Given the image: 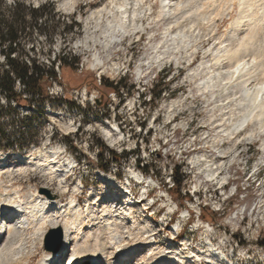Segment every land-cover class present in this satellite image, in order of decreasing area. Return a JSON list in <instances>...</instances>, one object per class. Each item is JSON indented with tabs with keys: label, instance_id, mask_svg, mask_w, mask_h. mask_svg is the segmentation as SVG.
Segmentation results:
<instances>
[{
	"label": "rangeland",
	"instance_id": "1",
	"mask_svg": "<svg viewBox=\"0 0 264 264\" xmlns=\"http://www.w3.org/2000/svg\"><path fill=\"white\" fill-rule=\"evenodd\" d=\"M14 1L6 0L7 4ZM23 1L33 7L42 4L55 7L53 20L58 28L47 33L31 29L26 36L30 40L25 44V59H37L46 70L53 68L58 80L45 85L48 99L42 103L17 104L0 92V130L12 142L7 147L0 139V155L11 157L9 160L15 154L28 158L35 146L47 150L56 148L66 155L61 157L62 161L68 157L75 167L67 179L68 192L59 190L56 180L50 181L37 169L30 170L26 176L17 175L13 180L15 186L20 185L25 194L32 185L47 187L66 203L75 195L73 189L81 181L85 189L81 192L83 185H80V192L76 194L85 200L105 192L102 175L119 173L121 181L128 177L131 180L128 171L131 168L149 179V197L157 202L151 206L150 198L143 200L140 195L144 193V184H137V200L143 202H136L135 218L140 225L153 228L165 248L178 245L186 238L189 250L202 248L204 251L210 241L217 252L226 253L234 264H264V245L260 244L264 238V136L257 134L249 138L241 130L233 136L238 140L235 146L232 145L234 138L227 140L226 135L219 136L223 129L219 119H227L231 110L235 111L236 97L226 99L227 91L232 90L231 84L217 88L214 94L201 91L198 84L205 74L192 73L211 59L207 50L218 48L216 36L224 33L232 20L225 17L214 31L209 20L200 18V22L191 25L186 21V30L195 28V36L190 31L187 33L191 34L190 46H196L158 60L157 55L169 37L165 33L166 24L156 17L159 0H151L153 9L140 13L138 23L144 30L116 37L118 41L107 49L102 43L111 14L103 12V18H92L89 22L87 18L94 10L109 8L111 0ZM73 17L80 26L64 33V26ZM172 31H177L176 26ZM65 52L79 58V63L63 66L59 57ZM96 52L103 59L100 65L94 63ZM0 63L1 67H7L1 54ZM120 79L124 87L117 92L110 84L115 85ZM15 89L20 92L24 88L16 81ZM159 90L161 95L155 98ZM175 100L179 104L171 107ZM103 126H113L121 135L120 142L110 143ZM228 145V156L222 155L221 151ZM112 150L117 153L115 159ZM198 154L212 163L207 165L204 160L198 165L192 163ZM212 164L214 168L219 167L220 174L211 179L208 169ZM176 166H180L178 173L174 170ZM179 178L183 179L180 186L175 184ZM7 179L4 185L10 184ZM167 193L173 199L170 203L174 209L163 203ZM171 210L176 212L171 215ZM189 215L191 218L185 225L184 219ZM177 225H183L184 229L175 237ZM59 239L62 245V233L60 236L58 227L50 226L43 246L50 250L49 246ZM35 253L33 263L41 257L40 249Z\"/></svg>",
	"mask_w": 264,
	"mask_h": 264
},
{
	"label": "bare ground",
	"instance_id": "2",
	"mask_svg": "<svg viewBox=\"0 0 264 264\" xmlns=\"http://www.w3.org/2000/svg\"><path fill=\"white\" fill-rule=\"evenodd\" d=\"M159 2L160 9L156 17L166 24L165 33L169 37L163 41L162 52L157 55L158 60L164 55L171 58L175 52L196 46H190L191 39L188 36L190 33L195 36V28L189 26L191 30H186L188 20L190 25L196 24L200 18L209 20L211 26L213 25L212 27L209 25L213 31L225 17L232 20L227 30L216 36L219 40L218 48L216 46L215 50H207L210 51L211 59L205 64L201 63L202 69L198 67L192 73L198 76L204 72V79L198 84L201 91L214 94L219 88L231 84L232 90L227 91L226 99L236 97L235 111L230 109L231 115L226 117L227 119L225 117L219 119L223 127L219 136L226 135L229 140L241 130L249 138L257 134L264 136V0H159ZM152 5L151 0H111L109 8L101 7L94 10L87 21L96 17L103 18L104 16H101L103 12L111 14L102 43L106 48L118 41L116 38L118 36L123 37L126 33L129 35L144 30L139 25L138 18L145 9L147 11L153 9ZM174 26L176 32L172 31ZM212 45L214 46V43ZM102 62L103 59L96 52L94 63L100 65ZM141 67L142 65L139 66L138 72L141 71ZM176 104H179V101H173L171 107ZM103 127L110 143L120 142L121 135L113 126ZM237 142V138H234L232 145H237ZM229 149L228 145L221 154L228 156ZM262 149L264 153V142ZM63 156L66 157L64 151L60 149L47 150L40 146H35L28 158L23 154H15L14 158L9 160L11 157L0 155V264H197V262L234 264L226 253L224 255L217 252L210 241L204 251L202 248L189 250L185 238L178 245L173 244L177 246L175 249L167 251L173 246L166 245L165 248L158 240V233L154 232L153 228L140 225L135 218L136 202L140 204L143 201L132 200L133 197L129 194L131 188L127 185L129 177L127 181H116L114 176L119 178V173L105 175L104 170L102 181L105 192L86 198L84 203L79 202L80 194H76L80 192L81 182L73 189L75 195H71L70 201L66 203L56 191L47 187L32 185L33 188L31 187L28 194H25L20 185L15 186L13 180L17 175L26 176L30 170L37 169L50 181L56 180L59 190L68 192L67 179L75 164L68 157L62 161ZM201 160L205 163L210 161L203 154H198L192 158V163L198 165ZM217 169L219 167L209 165L207 173L211 179L220 174ZM128 171L137 180L142 179L133 169L129 168ZM5 179L10 184L4 185ZM145 181L149 182V179L146 178ZM167 196L163 203H166L169 209H174L171 205L172 197L168 193ZM50 226L58 227L63 240L62 245L56 249L52 247L55 244H51L49 250L43 246V238ZM50 240L51 238L47 242L50 243ZM39 249L41 257L38 262L33 263V256Z\"/></svg>",
	"mask_w": 264,
	"mask_h": 264
},
{
	"label": "trees",
	"instance_id": "3",
	"mask_svg": "<svg viewBox=\"0 0 264 264\" xmlns=\"http://www.w3.org/2000/svg\"><path fill=\"white\" fill-rule=\"evenodd\" d=\"M55 17V7L51 4L33 7L23 0H15L11 4H7L6 0H0V54L4 56L7 66L3 68L0 63V92L4 93L8 101L22 105L42 103L48 99L45 85L58 80L57 72L53 68L44 69L35 58L26 60L25 44L30 40V37L26 36L31 29H38L43 33L55 31L58 28L53 20ZM79 26L80 24L73 17L71 22L64 26L63 32H71L74 27ZM59 60L63 66L79 63V58L73 57L69 52L60 55ZM16 81L23 85V91L18 92L15 89ZM110 86L117 92L124 87L122 79L115 85L111 83ZM160 95L159 90L154 97ZM0 139L6 142L7 147L12 144L10 136L1 130ZM111 153L115 159L117 153L113 150ZM174 170L178 173L180 166H176ZM182 180V178L175 179V184L180 186ZM260 244L264 245V238L260 240Z\"/></svg>",
	"mask_w": 264,
	"mask_h": 264
},
{
	"label": "water",
	"instance_id": "4",
	"mask_svg": "<svg viewBox=\"0 0 264 264\" xmlns=\"http://www.w3.org/2000/svg\"><path fill=\"white\" fill-rule=\"evenodd\" d=\"M58 232L60 233V231L58 230ZM60 236H61V234H60ZM51 238V235L48 237V239L47 240H49ZM61 239V238H60ZM60 239H59V241H58V243H56L54 246H52L54 249H56V248H58V246L60 245Z\"/></svg>",
	"mask_w": 264,
	"mask_h": 264
}]
</instances>
